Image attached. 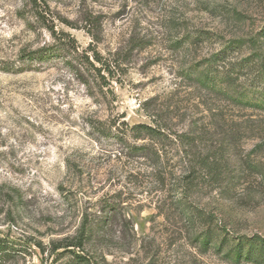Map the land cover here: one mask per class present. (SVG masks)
Segmentation results:
<instances>
[{
  "label": "rangeland",
  "instance_id": "rangeland-1",
  "mask_svg": "<svg viewBox=\"0 0 264 264\" xmlns=\"http://www.w3.org/2000/svg\"><path fill=\"white\" fill-rule=\"evenodd\" d=\"M45 2L46 21L27 0H0V60L17 68L0 71V238L11 253L0 264H84L62 246L86 217L102 230L69 249L90 264H233L226 255L238 240L264 237V111L187 74L220 52L226 66L248 60L231 72L238 88L258 83L264 0ZM54 41H74L77 52L20 60ZM231 41L243 42L221 54ZM92 50L118 65L106 82L79 64ZM153 120L195 133L198 159L219 166L217 180L198 166L197 186L167 211L150 163L126 160L119 146L148 144L156 162V139L128 137ZM112 123L122 139L96 141L90 125ZM172 154L170 167L183 169ZM205 229L213 246L203 252L195 238ZM252 257L239 264H256Z\"/></svg>",
  "mask_w": 264,
  "mask_h": 264
},
{
  "label": "trees",
  "instance_id": "trees-1",
  "mask_svg": "<svg viewBox=\"0 0 264 264\" xmlns=\"http://www.w3.org/2000/svg\"><path fill=\"white\" fill-rule=\"evenodd\" d=\"M27 1L32 7L33 14L38 19H44L46 21L45 18L50 11L45 0ZM92 19H87L85 21L87 24L85 26V31L93 37L92 28L94 27L95 22ZM50 32L52 36H54V39L58 38L52 27L50 28ZM242 42L243 41H231L229 45L224 47L221 54H224L227 48L232 49L233 46L235 47ZM68 47L73 48L77 52L78 47L75 45L74 41H54L53 43L44 45L30 53H23L19 58L20 60L42 61L53 56L62 55L64 49H68ZM219 53L213 54L206 60L204 65L198 66L197 69L192 70L190 74L188 73L187 75L192 76L198 85L204 87L208 91L219 92L238 104H246L264 111V66L261 65L260 71L257 75V78L259 79L258 83L250 85L248 89L246 87L238 88L235 81L236 77H234L233 74L243 68V64L247 63L248 60L245 59L240 61L236 65L229 63V65L226 66L225 64L227 63H225V60H223V57H221ZM84 58L85 60L83 61L81 59L79 64L81 66L84 65L85 68L91 72L94 80L99 78L102 79L103 82H106V77H112L118 66L115 61L104 57L96 50H92L90 54L89 52H84ZM219 64H224V67H220L221 65ZM236 67L238 68L235 69ZM16 69L17 68H15L12 63L0 60V71L10 72ZM82 82L88 83L84 81V79ZM153 121L155 122L154 125L137 124L131 126L128 131V137L135 140H144L145 138L151 140L156 139L160 146L158 147L156 145V147L153 148V155L156 162L153 161V158L150 157V154L148 153L150 148L148 144L126 145L124 143H119V146L122 150L121 152L125 150L123 155L126 157V160L139 158L150 163L153 170V181L157 184L159 189V193L156 194V201L159 202V204H162V206L167 207L165 209L167 211V209L170 208L168 207L169 202L172 201L174 197L181 202L183 199L187 198V194H190L197 186L198 177L196 174H198V166L205 171V175L216 177L214 180L219 179V166H217L218 161L215 157L204 155L198 159L195 133L186 130L172 131L167 125L159 124L155 120ZM90 126L91 133L96 141H98L100 137L116 139L119 136V131L115 123L102 129H99L95 125ZM130 133H132V135H130ZM118 139L120 140L122 138L119 137ZM151 145L154 146L153 144ZM171 146L174 147L171 148ZM174 151L175 154H179V152L181 153L179 158L181 161L185 162L183 169L170 167L168 156H172V152ZM154 166L157 167V170ZM139 174L140 172L136 171V176H139ZM172 175H175L176 177L172 179ZM144 176V173L140 175V178H142V180H140L141 186H143V183H146V181L143 180ZM174 182L175 187L172 188ZM142 188H144V186ZM102 210L104 211V209ZM102 226V221L101 223H95L94 221L92 222L91 220H88L87 217L84 218L74 239L62 246V248L71 253L74 261L90 264L91 261L88 258H85L79 253H75V251H71L72 249L69 248H82L83 243L86 240L92 238L93 235L102 230ZM195 241L198 242V245L203 252H206L211 246H213L209 229H205L200 235L197 234ZM10 254V249L7 246L6 241L0 238V262L8 259ZM251 256H253L252 258L256 264H264V237L253 236L245 240H238L229 249L226 255L228 258H233V264H239L242 260L249 259Z\"/></svg>",
  "mask_w": 264,
  "mask_h": 264
}]
</instances>
